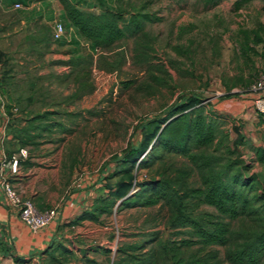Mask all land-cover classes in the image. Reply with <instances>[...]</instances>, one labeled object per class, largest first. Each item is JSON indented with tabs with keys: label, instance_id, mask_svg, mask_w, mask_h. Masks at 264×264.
Returning a JSON list of instances; mask_svg holds the SVG:
<instances>
[{
	"label": "rangeland",
	"instance_id": "1",
	"mask_svg": "<svg viewBox=\"0 0 264 264\" xmlns=\"http://www.w3.org/2000/svg\"><path fill=\"white\" fill-rule=\"evenodd\" d=\"M234 2L106 0L107 6L123 12L127 20L141 8L160 20L147 22L144 32L103 50H95L86 42L63 46L54 42L53 36L49 48L37 44L33 36L46 34L43 24L51 27L54 19L61 18L52 1L47 18L45 3L35 5L32 18L11 2L0 4V29L6 28L0 32L2 79L13 97L9 100L6 96L8 105L18 107L11 117L24 125L33 114L50 112L40 128L32 132L40 135L35 143L22 147L27 149V157L34 155L36 168L49 170L54 179H59L64 185L62 191L88 190L90 202H94L109 192L107 185L129 180L120 175V159L129 145L140 143L142 125L193 95L219 113V121L231 140L237 137L235 126L240 127L247 141L239 153L253 164L251 172L264 171L254 161L253 150L264 146V115L255 106L259 93L251 90L259 74L264 73V57L243 54L238 33L240 28L264 24V0H254L239 10ZM100 5L92 6L99 11ZM72 56L82 57V64L72 68L62 63ZM12 141L11 150L19 153L22 148ZM5 142H9L7 138ZM164 161L163 165L156 162L152 170L161 167L175 173L186 167L191 173L190 182L201 183L186 158L169 155ZM114 173L117 175L112 177ZM134 174L131 192L138 182L159 177L150 170ZM49 191H58V185H52ZM202 209L217 212L213 206L203 205ZM167 221L165 206L116 208L103 223L87 221L65 232L70 246L76 243L90 250L99 249L91 250L89 259L112 264L122 243H141L157 231L163 239L184 237L172 231ZM252 225L250 220L232 221L236 229ZM104 248L112 252L106 254L101 251ZM219 253L221 264H231L225 259V248L220 247ZM79 260L70 262L94 264L88 259Z\"/></svg>",
	"mask_w": 264,
	"mask_h": 264
},
{
	"label": "trees",
	"instance_id": "2",
	"mask_svg": "<svg viewBox=\"0 0 264 264\" xmlns=\"http://www.w3.org/2000/svg\"><path fill=\"white\" fill-rule=\"evenodd\" d=\"M95 1L104 5H100L102 10L86 11L80 9L81 1L60 0L64 8L61 20L66 27L74 26L95 50L107 49L123 39L135 37L144 32L147 22L160 20L142 8L134 10L127 20L123 12L107 6L106 0ZM220 1L209 0L212 4ZM253 1L235 0L234 5L239 10ZM10 2L17 3L16 0ZM0 4L3 5V1L0 0ZM43 26L46 34L33 38L37 44L43 43L49 48L52 29L49 25ZM5 30L3 27L0 32ZM238 33L243 54L264 57L263 23L255 28H240ZM82 59L72 56L62 63L73 68L81 65ZM3 83L1 79L3 93L9 100L13 99ZM8 108L11 109L10 105ZM49 114H33L26 118L24 125L11 117L7 135L12 136L11 140L16 141L19 148L35 143L36 136L40 135L32 132L40 128V122ZM217 114L212 108L208 109L204 99L190 95L165 114L148 119L141 127L140 143L129 145L120 159L123 164L120 175L130 177L129 180L121 179L114 186L107 185L109 192L97 197L91 208L83 210L67 226L80 225L86 220L103 223L116 208L121 211L160 205L168 208V227L184 237L163 239L157 231L141 243H122L112 264H221L220 247L225 248V259L231 264H264V171L251 172L253 164L239 153L247 138L240 127L235 126L237 137L231 140ZM253 150L254 161L264 167V146H256ZM13 154L8 157L12 158ZM169 155L186 158L197 171L201 183L190 182L191 173L186 167L178 168L175 173H168L161 167L152 170L156 162L165 164ZM141 170L158 173L159 177L138 182L131 193L134 172ZM203 205L213 206L217 212L204 210ZM236 220H250L253 225L236 229L232 227V221ZM87 250L80 251L82 256L78 257L63 242H55L47 249L48 259L44 264H68L74 258L99 264L87 257ZM101 251L112 252L106 248ZM14 260L18 263L23 259L16 257Z\"/></svg>",
	"mask_w": 264,
	"mask_h": 264
},
{
	"label": "crops",
	"instance_id": "3",
	"mask_svg": "<svg viewBox=\"0 0 264 264\" xmlns=\"http://www.w3.org/2000/svg\"><path fill=\"white\" fill-rule=\"evenodd\" d=\"M4 4L10 3V0H1ZM22 1L25 13L28 18H32L35 14V5L44 4V17L47 18V12L51 10L49 3L54 2L58 7L61 18L64 17V8L60 0H16ZM81 1L80 9L91 10L95 0H73ZM27 4H30L27 6ZM47 6V7H46ZM34 9V11H33ZM48 9V10H47ZM67 32L61 40L63 46H77L80 42H89L80 36L74 26L67 25ZM62 46V47H63ZM12 136H7V141L0 142V171L7 175L10 181L20 190L24 197L31 198L36 206L41 210L50 209L57 206V215L52 222L38 232L33 231L26 223H24L19 215V211L8 204L5 195L0 190V256L2 264H44L48 259L46 254L47 249L53 244L63 242L69 249L74 250L77 255L82 256L81 252L87 250V255L90 254L89 248H84L81 245L68 242L67 228H74L85 224L84 221L80 225L67 226V223L76 218L83 210L91 208L93 202H90V192L88 190L67 193L66 190H61L62 186L59 179H54L49 170L36 168L34 155L20 159L19 169L16 173H12L10 169V144ZM11 142V143H10ZM15 146V145H14ZM52 185H58V191L51 192L49 189ZM94 223V222H93ZM71 242H73L71 240ZM23 259L16 263L14 258ZM68 264H75L67 262ZM59 264V263H54Z\"/></svg>",
	"mask_w": 264,
	"mask_h": 264
},
{
	"label": "built area",
	"instance_id": "4",
	"mask_svg": "<svg viewBox=\"0 0 264 264\" xmlns=\"http://www.w3.org/2000/svg\"><path fill=\"white\" fill-rule=\"evenodd\" d=\"M15 8H23L21 2L14 5ZM92 8L91 10H95ZM52 36L54 41H60L64 38L67 32L65 23L61 19H54L51 24ZM2 73L0 66V142L7 138V128L11 120L10 113H16L18 107L13 105L8 108L6 95L2 91ZM251 90L258 92L259 96L255 106L259 113L264 114V73H260L255 82L251 86ZM27 157V149H20L19 153H14L10 159V169L12 173H16L19 169L20 159ZM0 190L5 195L8 204L19 211L21 220L26 223L33 231L38 232L48 226L57 215V208L41 210L35 202L28 197H24L20 190L10 181L9 177L0 171ZM91 264V263H85Z\"/></svg>",
	"mask_w": 264,
	"mask_h": 264
},
{
	"label": "water",
	"instance_id": "5",
	"mask_svg": "<svg viewBox=\"0 0 264 264\" xmlns=\"http://www.w3.org/2000/svg\"><path fill=\"white\" fill-rule=\"evenodd\" d=\"M132 193V192H131ZM131 193H129L128 195H130Z\"/></svg>",
	"mask_w": 264,
	"mask_h": 264
}]
</instances>
